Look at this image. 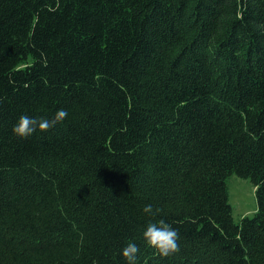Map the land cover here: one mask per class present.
Listing matches in <instances>:
<instances>
[{
	"label": "trees",
	"instance_id": "obj_1",
	"mask_svg": "<svg viewBox=\"0 0 264 264\" xmlns=\"http://www.w3.org/2000/svg\"><path fill=\"white\" fill-rule=\"evenodd\" d=\"M0 101V264H264V0H0Z\"/></svg>",
	"mask_w": 264,
	"mask_h": 264
},
{
	"label": "clouds",
	"instance_id": "obj_2",
	"mask_svg": "<svg viewBox=\"0 0 264 264\" xmlns=\"http://www.w3.org/2000/svg\"><path fill=\"white\" fill-rule=\"evenodd\" d=\"M2 103V101H0ZM69 113L64 109L58 110L54 117L32 118L28 115H21L14 125L13 133L21 138L27 139L35 132H48L56 125L67 119ZM143 211L147 214H154L152 205H145ZM147 245L153 248L161 257H169L180 251L178 243L180 237L176 229L164 220L158 223L149 224L143 233ZM139 248L135 243H128L122 250V256L128 261V264H136V256Z\"/></svg>",
	"mask_w": 264,
	"mask_h": 264
},
{
	"label": "rangeland",
	"instance_id": "obj_3",
	"mask_svg": "<svg viewBox=\"0 0 264 264\" xmlns=\"http://www.w3.org/2000/svg\"><path fill=\"white\" fill-rule=\"evenodd\" d=\"M226 188L235 223L243 217H252L256 213L255 188L248 179L231 175L226 180Z\"/></svg>",
	"mask_w": 264,
	"mask_h": 264
}]
</instances>
